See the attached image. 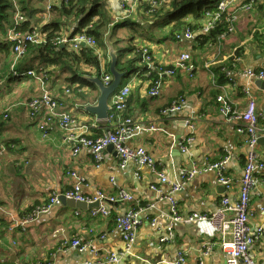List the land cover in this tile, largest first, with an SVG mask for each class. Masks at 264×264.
<instances>
[{"label":"crops","instance_id":"obj_1","mask_svg":"<svg viewBox=\"0 0 264 264\" xmlns=\"http://www.w3.org/2000/svg\"><path fill=\"white\" fill-rule=\"evenodd\" d=\"M148 1L107 0L105 11L118 22L126 19L122 5L133 6L131 18L144 29V32L140 31L144 37L137 39L135 46L149 49L155 66L159 67L169 66L182 53H189L194 69L190 75L181 71L174 77H160L154 69L155 81L162 85L158 97L148 94L154 81L153 74H133L125 79L122 85L131 86L127 116L141 127L127 140V145L144 148L154 158L157 169L169 180V185L164 186L165 191L169 186L179 184L193 165L204 166L222 159L228 160V176L240 181L248 154H254L256 161L264 165V136L250 148L245 137L238 133L237 123L228 122L220 113L217 96L228 95L234 108L243 111L249 102L243 89L248 88L257 110L264 114V90L256 85L264 79L252 80L246 75L247 70L264 71V0L252 5L251 11L242 9L243 0L234 2L230 11L237 14L235 31L220 36L216 44L206 42L202 37L197 39V33L190 41L165 39L169 27H162L164 22L155 25L150 21L148 25L140 20ZM61 2L48 0L47 6H58ZM52 17L56 15L51 14ZM49 19H45V13L38 14L32 28L43 26ZM66 22L63 38L69 37L76 27L75 22ZM112 32H107L104 41L106 43V37L110 35V42L115 47ZM150 32L155 33L153 40L149 39ZM96 52L103 64L107 63L106 56L110 60L102 48ZM29 69L32 68L20 72ZM53 69L48 66L47 72L51 73L47 88L72 114L78 134L87 128L93 135H103L118 126L116 122H99L85 110L97 103L99 92H92L88 101L83 102L74 91L77 84L69 85L63 73ZM39 95L40 85L30 77H8L0 82V115H9L8 119L0 121V143L7 146L0 155V264H84L97 259L91 249L83 252L65 249L64 244L74 239L98 249L99 257L122 252V232L115 221L133 204L105 203L109 215L96 218L90 216V211L99 205L88 204L92 207L78 209L62 204L48 214L24 223L32 210L52 194L76 185V180L67 176L69 172L84 179L82 192L89 198H95L98 193L117 195L122 189L139 199L146 208L134 250L119 264H174L180 253L185 255L184 264H227V255L219 244L221 239L210 224H177L169 236V206L167 202H160L159 195L151 189L157 178L150 169L141 168L137 162L120 168L113 148L102 153L99 164L89 150L74 156L73 142L57 124H51L44 137L37 120L25 107L28 100ZM174 103H181L182 110L165 114ZM187 120L195 126L193 133L189 134L185 126ZM189 136L193 140L186 142ZM182 147L187 152L184 153ZM255 178L257 185L250 194L249 207L252 231L264 228V169L256 171ZM240 190L237 185L232 191H226L218 184L215 172H208L198 175L176 195V200L183 215L194 212L215 214L220 211L223 197L227 196L233 202ZM150 205L155 207L150 208ZM166 238H170L169 241L162 243L161 240ZM251 255L257 264H264V241L251 248Z\"/></svg>","mask_w":264,"mask_h":264},{"label":"built area","instance_id":"obj_2","mask_svg":"<svg viewBox=\"0 0 264 264\" xmlns=\"http://www.w3.org/2000/svg\"><path fill=\"white\" fill-rule=\"evenodd\" d=\"M138 3L139 0H132ZM166 0H152L153 12L159 8ZM237 0H221L217 6V12L206 15L204 25L201 30L202 34H209L214 29L216 24L221 20V15L230 10V6ZM253 4H246L242 6L245 11H251ZM45 13V19L50 18L51 6H47ZM125 12V18H131L133 15V6L127 7L126 4L122 5ZM44 17V16H43ZM27 19L23 13L19 12L16 8L14 16V26H19L26 22ZM237 21V14L233 13L227 20L229 27L227 33H233L235 31V23ZM194 37V33L191 31L183 32L176 36L178 42L190 41ZM10 42L14 43L13 54L14 60L12 64L13 77H30L34 79L40 85V95L25 103V107L28 109L30 116L37 120L38 129L43 133V136H47V128L51 124H57L62 130L68 134V140L73 142L72 154L78 155L83 150H89L93 153L95 161L99 164L101 162L102 153L112 146L117 154L120 168H125L130 162H137L141 168H148L156 175L157 183L151 186V189L159 195L160 202L168 203V215L167 221L169 225V236L172 234L174 226L177 224L185 225H205L210 226L218 232L221 239L219 243L223 251L227 255V264H257L252 258L251 248L261 241H264V228H257L252 231L250 228V219L252 214L249 210L250 207V194L257 185V179L255 173L258 170L264 169V165L256 161L254 154H248L243 178L240 181H234L227 174L226 166L227 159H222L218 162L207 163L204 166L193 165L189 171H186L182 181L179 184L169 186V190L165 191L164 186L169 185V180L165 174L158 170L155 164L154 158L144 148H133L127 145V140L137 134L141 127L136 124L131 117L127 116L129 98L131 94V86L128 84L119 89L110 101V122H116L118 126L108 133L94 137L87 128L82 133L75 131L76 121L72 114L67 111L61 104V102L52 95L47 88L48 75L43 71L38 73L34 69H29L26 72H19L17 70L18 63L23 58L28 44H42L45 42V37L38 29L24 33L11 29L8 33ZM57 44H69L73 50H79L82 47H89L92 49H98V42L95 38L86 34L76 35L72 38L64 37L60 39ZM85 45V46H83ZM142 60L140 63L141 69L135 75L151 76L154 73V69H157L158 76L174 77L178 72H186L190 75V71L194 69L192 64V57L189 53H182L178 56L174 62L168 64L166 67L155 66L154 56L149 49L143 48ZM46 74V75H45ZM246 75L252 80L264 79V71L247 70ZM112 76L104 77V84L110 85L112 83ZM161 82H153L152 87L149 89L150 97H158L161 91ZM69 92V91H67ZM243 93L248 97L249 102L245 110L239 111L234 108L231 99L226 94H219L217 96V102L219 104L220 113L225 116L228 122H234L238 125V133L245 137L246 143L250 148H254L261 136H264V114H261L257 110V105L253 99L251 92L248 88L243 89ZM182 110L181 103H174L169 109L165 110V114L180 112ZM185 126L189 130V134L195 131V126L192 121L187 120ZM186 142H191L192 137H187ZM6 147L0 145V155L5 152ZM183 152H187L185 147H182ZM215 172L217 176L218 184L223 186L226 191H232L237 185L240 186V194L235 201L232 202L229 197L225 196L221 200L220 211L215 214H204L194 212L192 214L183 215L179 210V204L176 200V195L189 185L198 175ZM70 179L76 180V185L71 189H67L59 194H52L49 199L37 206L32 210L31 215L24 223H29L41 215L48 214L54 207L62 205V199L74 202H81L88 204H96L99 206L96 209L90 211V216L93 218L109 215L105 203L117 204L126 203L133 204L132 207L121 216L116 218V225L122 232L123 250L120 253H109L104 257H99V250L92 247L90 244H83L81 240L74 239L70 243H65V249H78L80 252L86 249L96 254V260H88L84 264H119L120 260L129 255L134 250V246L137 239L139 228L143 225L142 213L146 211L139 199H136L133 195L125 190H118L117 195H106L104 193H98L95 198H89L82 192L83 178H77V176L69 172L67 175ZM112 184L115 186L113 180ZM150 208H154V205H150ZM0 212L2 208L0 207ZM170 238L162 239L161 242H167ZM185 255L180 253L177 261L174 264H184Z\"/></svg>","mask_w":264,"mask_h":264},{"label":"trees","instance_id":"obj_3","mask_svg":"<svg viewBox=\"0 0 264 264\" xmlns=\"http://www.w3.org/2000/svg\"><path fill=\"white\" fill-rule=\"evenodd\" d=\"M46 1L48 0H0V33H2V36L0 35V82L8 77H11V79H22V77H13L11 68L14 60V43L7 41L8 31L15 28L18 32L28 33L38 29L45 37V42L42 44H28L23 58L18 63L17 70L22 71L30 67L38 73L44 71L48 75L51 73L47 72L48 66H50L54 68L53 70L60 71L61 74L63 73L62 76L70 72V77H66L65 81L71 86L77 84L74 91L81 101L86 102L92 92H99L97 86L89 82L86 76H96L101 78L102 81L104 77L111 76L110 60L106 56L107 63L103 64L96 49L82 47L76 51L69 44H57L63 38V30L67 25L66 20L76 23V27L69 38L86 34L96 39L99 49L102 47L106 48L104 39L109 30H113L112 38H114L117 35L115 33L116 29L127 25L136 26L139 23L132 20V18L115 22L105 11L107 0H62L58 6H52L49 11L50 15H56L55 18H50L49 22L39 28H32L33 22L36 21V16L46 13L47 7L43 6L44 8H40L41 4H39ZM220 1L169 0L167 3L166 0L153 12H150L152 9L151 4L147 3L144 6V14H142V17L146 24L151 21L155 25L159 20L165 19L162 27L166 25L169 27L165 39L176 41L177 35L191 31L194 35L195 33L199 34L197 39L202 37L206 42L216 44L218 43L219 37L227 33L229 27L227 20L234 11L229 10L224 12L221 15V20L209 34H202L201 30L207 13L217 12V6ZM257 1L243 0L241 7L250 3L255 6ZM16 8L23 15H28V18L26 17L27 21L19 26H14ZM150 36L149 39L153 40L154 34ZM142 37H144L143 34L134 29V33L127 39L117 37L115 40L114 38V44L118 54L117 69L119 72H125L131 76L140 71L142 50L135 46V42ZM124 41L128 42V46L120 48L119 45ZM153 76L155 81L157 76L154 74ZM8 118L9 115H0V121ZM97 136L100 135H94V137ZM0 145H3V143H0Z\"/></svg>","mask_w":264,"mask_h":264},{"label":"water","instance_id":"obj_4","mask_svg":"<svg viewBox=\"0 0 264 264\" xmlns=\"http://www.w3.org/2000/svg\"><path fill=\"white\" fill-rule=\"evenodd\" d=\"M106 45L108 48V56L110 58V73L113 78L112 83L110 85H105L104 82L99 77H95V78L86 77V79L89 82L97 86L99 90V97L95 105L87 106L85 110L92 116H95L97 121L99 122H104L109 120V114L111 111L110 108L111 98L118 93L125 79H127L130 76V74L127 75L125 72H119L117 69L118 54L114 45L110 42V35L106 37ZM256 85L264 90V82L262 81L256 82ZM109 148H113V147L110 146ZM62 204L64 205L68 204L69 206L78 209H84L85 207H92L90 205H87L86 203L68 201L65 199H62ZM98 205H99L98 203L93 204V207Z\"/></svg>","mask_w":264,"mask_h":264},{"label":"rangeland","instance_id":"obj_5","mask_svg":"<svg viewBox=\"0 0 264 264\" xmlns=\"http://www.w3.org/2000/svg\"><path fill=\"white\" fill-rule=\"evenodd\" d=\"M168 1L169 0H167V3H168ZM147 3H149V4H151L152 3V0H149ZM39 4H41V7L40 8H44V7H47V1L46 2H44V3H39ZM44 6V7H43ZM48 8V7H47ZM24 17H27L28 18V15L27 14H24ZM37 17V16H36ZM140 20H143V17L141 16V18H140ZM165 21V19H161V20H159V22L158 23H162V22H164ZM136 29L138 32H140V31H142V32H144V29L141 27V26H139V25H136V26H131V25H127V26H124V27H121V28H119V29H116L115 30V33L117 34L114 38H115V40H116V38L117 37H120V38H128L132 33H134V29ZM139 28V29H138ZM141 29H143V30H141ZM8 33H9V31H8ZM153 34H155V33H153V32H150L149 33V35H153ZM0 35L2 36V33H0ZM8 36V35H7ZM106 44V43H105ZM128 42L127 41H124V42H121V44L119 45L120 46V48H125V47H127L128 45ZM107 48V47H106ZM105 47H102V50L103 51H106V53L108 54V48L106 49ZM98 49H99V47H98ZM97 49V50H98ZM20 72V71H19ZM70 75H71V73L69 72V73H65L64 74V77H70ZM57 98V97H56ZM58 100H59V98H58ZM5 145V144H4Z\"/></svg>","mask_w":264,"mask_h":264},{"label":"bare ground","instance_id":"obj_6","mask_svg":"<svg viewBox=\"0 0 264 264\" xmlns=\"http://www.w3.org/2000/svg\"><path fill=\"white\" fill-rule=\"evenodd\" d=\"M7 41L10 42V39L8 38V36H7ZM163 77H169V76L163 75Z\"/></svg>","mask_w":264,"mask_h":264}]
</instances>
